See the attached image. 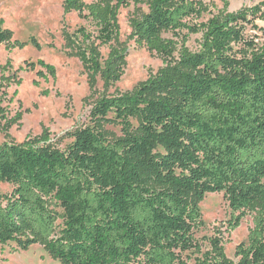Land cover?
Wrapping results in <instances>:
<instances>
[{
  "label": "trees",
  "instance_id": "obj_1",
  "mask_svg": "<svg viewBox=\"0 0 264 264\" xmlns=\"http://www.w3.org/2000/svg\"><path fill=\"white\" fill-rule=\"evenodd\" d=\"M201 2L63 0L66 12L92 27L65 32L90 89L97 74L110 84L124 73L125 48L110 46L103 63L99 50L117 39L120 7L146 6L130 19L131 38L165 65L129 92L97 100L90 124L65 133L64 149L42 137L0 146V185L11 187L0 192L1 245L39 244L63 264H264V39L248 33L264 38L256 22L264 21V1L188 23L200 16ZM182 30L202 31L198 51L162 37ZM11 37L0 18V44ZM36 66L42 78L55 76L42 59L1 68L0 130L9 124L7 88L19 84L20 69ZM104 124L121 135L111 140ZM216 192L233 214L228 230L247 214L252 219L235 247L237 262L218 238L203 251L195 237L203 225L199 203Z\"/></svg>",
  "mask_w": 264,
  "mask_h": 264
},
{
  "label": "rangeland",
  "instance_id": "obj_2",
  "mask_svg": "<svg viewBox=\"0 0 264 264\" xmlns=\"http://www.w3.org/2000/svg\"><path fill=\"white\" fill-rule=\"evenodd\" d=\"M81 1L90 3L93 0ZM261 1L264 0H202L200 16L188 18V23L204 24L210 18L247 9ZM146 11L145 5L132 4L118 9L117 39L110 45L99 46V50L103 63L110 46L125 48L124 73L118 81L110 84H105L97 74L94 86L90 89L89 73L71 53L65 41V32H72L77 27L84 26L92 30L87 20L82 19L75 10L66 12L63 0H0V18L4 28L12 32L9 45L0 44V74L7 61L13 71L23 67L25 61L36 62L39 59L55 68L54 77L44 72L43 76L47 78L37 75L38 66L34 70L23 68L18 71L19 84L7 88L4 106L8 112L9 124L0 130V146L4 142L22 144L29 139L42 137L43 141L52 146L64 149L71 141L65 133L90 124V109L97 100L103 96L129 92L137 83L154 76L165 65L163 59L131 38L130 19L139 18ZM256 22L259 26H264V21ZM248 33L252 36L257 34L259 39H264L259 30L250 29ZM201 36L202 31L162 33L163 38L175 43L176 49L183 44L191 52L198 51ZM32 37L39 47L30 42ZM15 40L24 44L10 47ZM14 92L16 95H13ZM45 92L46 95L42 94ZM17 113L20 114L18 119L15 118ZM102 130L111 140L121 135L117 125L104 124ZM10 188L7 184H1L0 192H8ZM199 207L203 225L195 232V237L201 249H210L209 239L218 238L226 256L237 262L235 247L246 241L248 230L252 226L251 216L245 215L235 230H228V222L233 214L222 192L207 193ZM0 264L63 263L51 257L39 244H33L27 250H19L13 243H9L0 244Z\"/></svg>",
  "mask_w": 264,
  "mask_h": 264
}]
</instances>
